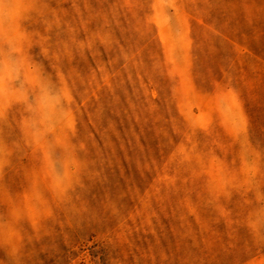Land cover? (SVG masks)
Wrapping results in <instances>:
<instances>
[{"label":"rangeland","instance_id":"rangeland-1","mask_svg":"<svg viewBox=\"0 0 264 264\" xmlns=\"http://www.w3.org/2000/svg\"><path fill=\"white\" fill-rule=\"evenodd\" d=\"M26 3L84 167L0 125V264H264V0Z\"/></svg>","mask_w":264,"mask_h":264},{"label":"clouds","instance_id":"clouds-1","mask_svg":"<svg viewBox=\"0 0 264 264\" xmlns=\"http://www.w3.org/2000/svg\"><path fill=\"white\" fill-rule=\"evenodd\" d=\"M29 7L26 0H0V125L14 124L49 188L64 194L84 167L73 143L72 96L63 75L30 53L21 27Z\"/></svg>","mask_w":264,"mask_h":264}]
</instances>
